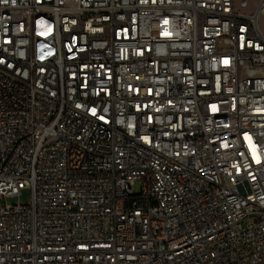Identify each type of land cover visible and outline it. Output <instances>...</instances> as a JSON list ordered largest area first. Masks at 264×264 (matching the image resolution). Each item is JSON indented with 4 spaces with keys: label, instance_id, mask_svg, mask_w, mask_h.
<instances>
[{
    "label": "built area",
    "instance_id": "obj_1",
    "mask_svg": "<svg viewBox=\"0 0 264 264\" xmlns=\"http://www.w3.org/2000/svg\"><path fill=\"white\" fill-rule=\"evenodd\" d=\"M0 264H264V0H0Z\"/></svg>",
    "mask_w": 264,
    "mask_h": 264
},
{
    "label": "rangeland",
    "instance_id": "obj_2",
    "mask_svg": "<svg viewBox=\"0 0 264 264\" xmlns=\"http://www.w3.org/2000/svg\"><path fill=\"white\" fill-rule=\"evenodd\" d=\"M240 0H235V2H239ZM139 188H140V183L138 182L137 185L135 186V190H138L139 191ZM31 199V190L30 189H23L20 194H17L15 196H11V197H8L6 199V203L7 204H15V203H18V202H22V203H27L29 202ZM3 202V200H2Z\"/></svg>",
    "mask_w": 264,
    "mask_h": 264
}]
</instances>
